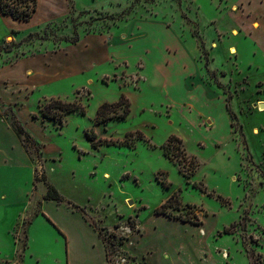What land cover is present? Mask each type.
Listing matches in <instances>:
<instances>
[{
  "label": "rangeland",
  "instance_id": "374dc122",
  "mask_svg": "<svg viewBox=\"0 0 264 264\" xmlns=\"http://www.w3.org/2000/svg\"><path fill=\"white\" fill-rule=\"evenodd\" d=\"M42 1L34 23L13 28L0 15L1 255L10 231L21 251L29 202L51 185L96 223L107 264H264V0H68L65 15L62 0L55 10ZM107 52L122 58L104 62ZM122 95L129 116L94 126L100 105ZM51 100L85 114L44 120ZM137 132L132 144L88 139ZM182 150L198 164L188 177ZM172 195L179 204L157 214ZM36 219L24 254L62 261L66 236Z\"/></svg>",
  "mask_w": 264,
  "mask_h": 264
},
{
  "label": "crops",
  "instance_id": "0c3cea01",
  "mask_svg": "<svg viewBox=\"0 0 264 264\" xmlns=\"http://www.w3.org/2000/svg\"><path fill=\"white\" fill-rule=\"evenodd\" d=\"M41 4V0H38V4ZM42 2H45V5H48L52 10H55L56 4L59 2V0H43ZM63 5L61 9H63V15L68 13V0H62ZM41 8L37 6V10L34 13L33 17L30 21L24 22V21H18L13 20L9 16H4L8 22L10 21L12 25H14L13 28H18V25H27L29 22L33 21L35 17L39 14V11ZM1 15V13H0ZM62 15V16H63ZM3 16V15H2ZM50 22V18L46 17L40 20V23L38 24V27L40 24H43L44 22ZM9 22V23H10ZM35 20L32 22L34 23ZM14 23V24H13ZM31 23V24H32ZM161 26L167 30L170 31L171 29L164 24H161ZM134 37L132 35H129V41H131ZM126 43V42H125ZM76 44V43H75ZM128 44V43H127ZM74 45V44H73ZM183 45V42L181 38L176 37V45L174 47L166 48V51L169 54H176L179 51V47ZM113 46L108 45L106 48H111ZM68 49H65L66 52ZM74 49V48H72ZM107 51V49H104ZM53 51V49H52ZM63 52V51H62ZM56 54V53H52ZM112 57L113 59H117L119 57L118 55H108L104 62L108 58ZM122 58V57H119ZM27 59V58H25ZM194 59V58H193ZM197 83L199 87L205 88V86L200 82H194ZM218 98V97H217ZM32 191H30L29 195H24L22 203H26L28 201V196H30ZM5 194H0V202L4 203L6 200ZM31 206L34 208V214L30 216V219L25 224V229L23 231L25 242L22 245L21 251L18 249L19 246L16 243L15 239L13 238L12 232L10 231V234L8 233V236H5V238L8 241H12L9 252H6V254L1 255L2 244L3 242L0 241V264H45V262L48 260V256H38V254H32L30 256L24 254V252L27 249H32V247L36 243V239L33 236L34 228L33 224L36 218L41 216L43 219H45L47 222L54 224L55 230L62 231L64 235L66 236L67 243H65V257H63V260L61 261V257L57 256L55 258L56 264H107L106 263V251L105 247L102 244L97 232L89 225V223L80 215H78L73 209H70L63 204L51 201V200H44L43 198H39V200L33 202H29ZM5 206V205H0ZM25 206V205H24ZM40 224V229L45 233L49 232L52 233V230L48 225L43 223ZM38 228V226H37ZM32 230V232H31ZM57 235L61 238V232H57ZM58 240V239H57ZM19 250V251H18ZM68 251V253H67ZM10 253V254H9ZM17 253H19L20 260L16 259ZM22 254V255H21ZM24 254V255H23ZM33 259V261H31Z\"/></svg>",
  "mask_w": 264,
  "mask_h": 264
},
{
  "label": "trees",
  "instance_id": "16d2710c",
  "mask_svg": "<svg viewBox=\"0 0 264 264\" xmlns=\"http://www.w3.org/2000/svg\"><path fill=\"white\" fill-rule=\"evenodd\" d=\"M37 6H38V0H0V13L3 16L11 17L13 20L28 22L31 20L34 13L36 12ZM34 36H35L34 34H30L29 38L24 42L25 43L30 42L31 40L34 39ZM66 42H68L69 44H75L78 42V36H74L71 40H67ZM6 50H8L7 47H1L0 53ZM118 110L121 111L119 114H117ZM40 113H41V117L44 120H51L54 122L61 123V117L63 115L70 113H80L83 115L85 114V110L79 103L76 102H63L61 100H51L48 104H46L41 108ZM228 113L230 115L231 120L234 121L236 119L235 114L229 109H228ZM129 114H130V102L125 96L122 95L120 99L115 103H103L102 105H100L94 118V126L105 123L113 118L124 120L129 116ZM16 131L19 135L24 137V142H26L30 147H32L35 150L34 140L24 132V129L20 125L16 126ZM136 138L141 139L142 135L139 134V132H137V135L134 138V135L129 133L125 136V141H122L120 143L113 142L112 140L109 141L101 140V139L96 140L94 133L88 135V139L91 141L93 147H97L100 144L123 145L122 143L124 142L128 144H132L133 140H135ZM173 141H177L178 143H181V140L174 136L169 138L168 143H171ZM183 152L184 151L182 150L181 153L183 157L187 158L189 161L188 168L192 169L191 172L183 174L184 177H188L193 174L198 164L195 161V158L187 157ZM164 155L167 156V152L164 153ZM184 164L185 163H183L182 165L183 169H184ZM182 168L180 169V171L183 172ZM43 199L52 200L60 204L71 205L73 209L79 210L83 213V210L80 207L70 204V202L68 201H65L64 198L59 194V192L51 185H48L46 193L43 196ZM174 202H177V204H179L178 199L175 198L174 195H172L168 200H166L165 203H163L158 209H156V213L165 214L166 209L175 208L173 207ZM85 219L93 229H96V223L92 219L86 216ZM192 222L195 221L192 220ZM229 230L230 229H225L224 233L228 234ZM99 233L100 232H98V234Z\"/></svg>",
  "mask_w": 264,
  "mask_h": 264
},
{
  "label": "bare ground",
  "instance_id": "6f19581e",
  "mask_svg": "<svg viewBox=\"0 0 264 264\" xmlns=\"http://www.w3.org/2000/svg\"><path fill=\"white\" fill-rule=\"evenodd\" d=\"M255 27H256V26H255ZM230 53H231V54H234V53H235L234 48H231V49H230Z\"/></svg>",
  "mask_w": 264,
  "mask_h": 264
}]
</instances>
